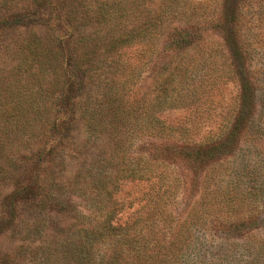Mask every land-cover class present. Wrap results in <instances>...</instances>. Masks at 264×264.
Segmentation results:
<instances>
[{
    "label": "rangeland",
    "instance_id": "rangeland-1",
    "mask_svg": "<svg viewBox=\"0 0 264 264\" xmlns=\"http://www.w3.org/2000/svg\"><path fill=\"white\" fill-rule=\"evenodd\" d=\"M132 1L139 6L133 21L103 26L98 17L108 8L107 0H15L17 4L8 8H19L18 14L0 13V94L7 100L16 96L17 72L24 84L28 52L20 51V40H29L33 32L45 48H54L46 53L49 56L56 47L73 53L84 39L79 54L91 52L94 43L137 33L136 25L155 19L168 31L182 19L194 42L187 49L159 54L144 53L148 47L141 44H126L107 51V60L95 56L96 81L81 82L74 102L87 107L76 112L54 68L46 70L49 87L33 94L40 101L37 114L49 121L45 127L71 121L68 138L58 144L60 138L51 131L46 136L48 128L40 123L33 147L1 150L0 264H90L85 255L91 244L82 230H90V221L100 214L115 210L123 224L133 226L135 220L147 218L146 229L156 233L151 244L156 238L165 244L174 229L179 230L178 240L196 243L192 247L198 257L184 256L173 264H264V224H240L244 215L252 220L264 215V0H129L133 9ZM233 33L246 44L240 58L225 42ZM239 66L244 78L258 85L259 113L247 134L235 137L220 159L195 163L182 153L183 147L212 145L230 133L241 103L235 73ZM131 75V80L139 76L129 89ZM162 75L168 83H183L186 106L156 110L150 105L158 85L165 83ZM107 87L119 90L124 100L129 97L135 110L121 111L117 119L94 111L103 105ZM167 88L170 92L169 84ZM140 113L145 121L158 118L159 127L139 125L135 116ZM165 146L175 151L157 150ZM131 162L141 167L138 175L145 174L144 179L121 177L123 169L133 167ZM29 186L35 191L27 201ZM18 188L23 190L18 193ZM225 196L247 202L229 208ZM245 232L252 233L244 238ZM101 248L94 247L96 252Z\"/></svg>",
    "mask_w": 264,
    "mask_h": 264
},
{
    "label": "trees",
    "instance_id": "trees-1",
    "mask_svg": "<svg viewBox=\"0 0 264 264\" xmlns=\"http://www.w3.org/2000/svg\"><path fill=\"white\" fill-rule=\"evenodd\" d=\"M20 1L30 4H39L42 2V0ZM107 1L108 8L101 9V15L98 17L102 26L108 23H110V25H113V23H126L133 21V17H136L135 12L139 6L135 5L133 1L132 5L135 7L133 9L132 6H129V0ZM12 4L17 3H15V0H0V13L2 15L12 14L13 16L18 14L20 11L17 9L19 8H17V11L15 10L14 12H11V10L8 8L9 6L12 9ZM154 21L156 22L151 23L152 21H145L140 26H138L141 23L140 22L138 25H136L137 33H135L134 30L126 32L125 36L120 34L112 37L108 42L106 40H102L94 43L93 50L83 54H79L80 52L78 51L83 43L86 45L84 42L85 39L78 43L75 51L72 49L73 53H71L70 50L64 54V52L60 51L56 47L55 54H51L50 56L46 53H48V51L53 52L54 48L49 45L48 46L53 49L45 48L41 42V39L36 36V33L33 32L29 34V40H20V51L22 52L25 50L28 52L27 57L23 60L26 70L23 75L24 84L20 83L19 74L17 72L15 75L16 77L14 78V80L17 82L15 84L17 86V92L16 94H12L16 96H10L14 99H2V95L0 94V152L1 150L4 152L6 147H8L9 152L11 148L15 147V145L23 147L24 149H30L33 147L34 134L38 129L41 131V126L44 128V130L48 128L47 132H45L46 136H48V133L51 131L60 138V142L58 144L68 138L67 132L69 131L71 121H54L53 123L50 122V126L45 127V125L49 124V121L44 119L40 120V115L37 114L38 108L41 106L39 103L40 101H37L33 94H35V91L38 89L43 90L44 85L49 87L50 83L46 74V70L54 68L53 71L56 77L61 80L60 85L63 87L62 92H64L65 95H68L70 99H73H71L70 102L71 105H73V109L71 111L76 112L77 110H82L81 106L87 107V104H83L79 100L74 102L77 90L81 91L82 89L81 82L84 83V79L92 83L96 81V77L93 74V67H95L99 61L104 59L107 60V51L116 52L118 49L126 46V44L128 47L141 44L142 46L148 47L144 53L149 52L150 54H159L160 52L165 51L184 50L189 47V43H194L191 38H188L190 36V32L185 29L186 27L182 23V19H180V24L173 27L170 25L168 26V28L172 31H168L161 20L155 19ZM115 33L116 32L113 34L115 35ZM225 42L227 44V48L230 49V51L238 53L236 56L239 55L240 58L241 55H243L242 47L246 45L245 41L239 40L237 36H234L233 38L227 36ZM104 45H106V51H102ZM141 54L143 55V53ZM95 56H98L99 61L98 59L94 58ZM170 65L171 64H168V66ZM178 65V63L175 64L174 68L178 69ZM28 67L30 68L27 69ZM35 69L38 72H35ZM27 73H29V75ZM235 73L241 83V103L230 133L225 139H222L212 145L198 146L187 144L188 146L183 147L181 150L182 153L195 163H202L204 161H209L216 158L220 159V156L223 153L231 150L232 143L234 142L233 139L235 137H241L247 134V131H249L251 126L254 124L253 122L255 120V116L259 113L258 94L256 93L259 92L257 83L245 79L244 70L240 66L235 71ZM138 76L139 75H135V78L132 80L131 78L133 76L131 75L129 77V81L131 80L129 89L132 85L137 84L136 78ZM161 78L165 83L158 85V95L155 99L149 102L150 105L156 110L166 106L169 108L186 106V102L183 97V83L178 82L176 84L174 83V80H171V82L168 83V79L164 77V75H162ZM198 83H200L199 85L201 87L204 84L203 79ZM168 84L171 87V95H169L170 92H168ZM184 87L187 88V85ZM10 89L11 87L7 88L6 92L8 93ZM104 93L105 101L103 105L101 107L95 108L94 110L100 112V115H111V117L113 116L115 119H117L120 117L121 111L135 110V106L131 104L129 97L124 100L122 97L118 96L119 90L113 88L109 89L107 87ZM202 93L203 91L200 92L201 95ZM26 112H28L29 115H27ZM150 118L151 117L145 121L143 113L135 116L136 122L142 127L145 125L149 127L151 124L154 128H158V125L160 124L159 119ZM132 119L133 118L129 119V122ZM40 123L41 126L38 128ZM62 133L65 136L61 137L60 135ZM157 150L163 153H173L175 151L174 147L169 146L160 147ZM28 151L31 152V150ZM21 153L23 152L21 151ZM1 159H3V157H1ZM130 164H133V167L123 169L121 177L125 179L130 177H138L142 179L145 174L138 175L141 172V167L137 165L135 166L132 162ZM19 190H23V188H18L16 192L20 193ZM25 190L26 188L24 187V192ZM101 190H103V192L105 190L103 185ZM34 191L35 190L32 188V186L27 187L26 198H24V200L28 201L31 199V195ZM49 194H51V192ZM224 201V205L229 208H233L235 202L241 206L247 202L243 198H227L226 196ZM115 212L116 210L110 212L108 215L100 214V216L96 217L97 219L95 222L90 221L92 225L90 230H82L88 234V240H90L91 244V247L85 255L87 258L86 260L90 264H106V261L108 262L107 264H173L176 260L183 259L184 256L186 258L198 257L196 255L197 252H193L196 250V248L192 247V244L196 243L191 241L187 243L186 241L177 239L179 232L178 229H174L167 240H163V242L165 241V244L161 243V241H159L160 239L158 238L154 239L153 244H151L153 240L152 236L155 235L156 237V233L153 231L154 229H146L148 226H150L149 220L147 218L141 217L135 220L133 226H131L128 221H126L124 224L120 223L119 219L115 217ZM260 217L263 219H260ZM260 221H262L264 224V215L259 216V218L255 220H252L249 216L244 215L241 217L240 224L247 225L249 222H252L256 226H260L258 223ZM251 233L252 232H245L242 234V236L245 238L250 236ZM96 244L102 245V248L97 252L94 249ZM174 244V249L170 250V246L173 248ZM176 244L186 245L184 247L177 246ZM178 252L180 254H178ZM69 257L70 256L68 254H65L64 259H69Z\"/></svg>",
    "mask_w": 264,
    "mask_h": 264
}]
</instances>
